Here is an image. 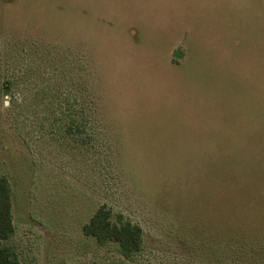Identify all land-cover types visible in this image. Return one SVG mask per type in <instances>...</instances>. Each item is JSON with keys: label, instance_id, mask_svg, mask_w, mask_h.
<instances>
[{"label": "rangeland", "instance_id": "1", "mask_svg": "<svg viewBox=\"0 0 264 264\" xmlns=\"http://www.w3.org/2000/svg\"><path fill=\"white\" fill-rule=\"evenodd\" d=\"M2 175L20 264H264V0H0Z\"/></svg>", "mask_w": 264, "mask_h": 264}, {"label": "trees", "instance_id": "2", "mask_svg": "<svg viewBox=\"0 0 264 264\" xmlns=\"http://www.w3.org/2000/svg\"><path fill=\"white\" fill-rule=\"evenodd\" d=\"M4 93H8L7 89ZM111 211L99 207L90 222L84 225L85 232L95 236L100 242L114 239L121 248L131 253L137 250L141 240V230L129 222L116 223L111 220ZM13 232L11 216V190L6 176L0 177V239H6ZM0 264H20L9 248L0 244Z\"/></svg>", "mask_w": 264, "mask_h": 264}]
</instances>
